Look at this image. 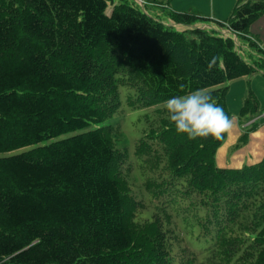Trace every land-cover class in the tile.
<instances>
[{
  "label": "trees",
  "instance_id": "1",
  "mask_svg": "<svg viewBox=\"0 0 264 264\" xmlns=\"http://www.w3.org/2000/svg\"><path fill=\"white\" fill-rule=\"evenodd\" d=\"M166 14L190 29L127 1L0 0V264H264V156L217 167L226 133L189 140L164 108L206 90L230 116L225 84L255 69L196 25L255 47L264 2L238 0L225 23ZM121 87L131 107L159 106L136 143L150 205L109 123ZM258 112L252 96L240 111Z\"/></svg>",
  "mask_w": 264,
  "mask_h": 264
},
{
  "label": "rangeland",
  "instance_id": "2",
  "mask_svg": "<svg viewBox=\"0 0 264 264\" xmlns=\"http://www.w3.org/2000/svg\"><path fill=\"white\" fill-rule=\"evenodd\" d=\"M119 2L121 0H115ZM143 5L150 11L158 10L153 4L162 5L166 13L173 12V7H177L180 12H187L193 7L197 8L200 15L209 17L216 16L215 19L221 23H225L232 15L233 8L238 0H159ZM248 2H264V0H244ZM127 3L141 9L139 1L127 0ZM112 6L109 4L107 13H110ZM161 10V9H160ZM166 15V14H164ZM196 27L207 31H219L223 38H229L221 29L214 24L208 25L197 24ZM225 30L224 28H222ZM250 37L257 42V46L252 47L249 41L242 37L233 39L235 43V51L240 54L242 59L254 67V72L248 76H242L227 82L225 103L227 111L231 117L236 119L233 126L226 132L225 138L221 145L216 149L214 162L220 168H240L243 165L255 163L264 156V15L257 19L250 26ZM252 96L258 103V113L255 115L247 114L242 116L240 111L247 98ZM120 107L109 123L116 126L119 131L116 140L118 149L125 151L128 162V179L134 191L140 200L150 205L151 197L144 186V175L141 171L140 162L136 159V143L138 139L149 132V120L153 117V111L157 106L153 107H131L129 100L134 99L133 91H129L125 87L120 88ZM159 107V106H158ZM253 117V118H252ZM252 118V119H251ZM252 121H256V126L249 125ZM18 152V151H16ZM151 210V208H149Z\"/></svg>",
  "mask_w": 264,
  "mask_h": 264
},
{
  "label": "clouds",
  "instance_id": "3",
  "mask_svg": "<svg viewBox=\"0 0 264 264\" xmlns=\"http://www.w3.org/2000/svg\"><path fill=\"white\" fill-rule=\"evenodd\" d=\"M164 108L176 132L189 140L219 141L236 119L230 118L206 90L174 96L164 101Z\"/></svg>",
  "mask_w": 264,
  "mask_h": 264
},
{
  "label": "crops",
  "instance_id": "4",
  "mask_svg": "<svg viewBox=\"0 0 264 264\" xmlns=\"http://www.w3.org/2000/svg\"><path fill=\"white\" fill-rule=\"evenodd\" d=\"M139 1H141V2H143V3H149V5H150V7L152 6V2H157V1H154V0H139ZM158 2H163V0H159ZM153 7H156V8H159L158 10H153V11H150V10H148L147 8H146V10L147 11H145V13L147 14V15H149V16H151V17H153L154 19H156L157 21H160L163 25H167V26H169V27H171V28H173V29H175V30H177V31H179V32H181V31H184V30H186V27L185 26H183V25H180V24H175V23H173L172 21H170L169 20V17H167V15H164L165 13L163 12V8H161V6L159 7V6H156V4H153ZM161 9V10H160ZM163 9V10H162ZM193 9H195V10H193L194 11V13L196 14V15H198V16H201V17H205V16H202V15H200V11L197 9V8H194L193 7ZM172 10H174L173 12H178V13H183V12H180V11H182V10H178V8L176 7H173L172 8ZM192 10H188L187 12H191ZM205 18H207V19H211V20H213V21H215V22H219V21H217V20H215V19H218V17H216V16H211V18H209V17H205ZM165 23V24H164Z\"/></svg>",
  "mask_w": 264,
  "mask_h": 264
}]
</instances>
